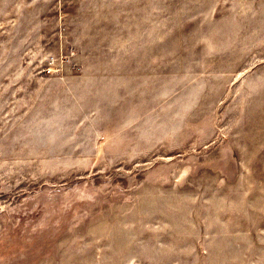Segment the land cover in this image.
I'll return each instance as SVG.
<instances>
[{"label":"rangeland","instance_id":"rangeland-1","mask_svg":"<svg viewBox=\"0 0 264 264\" xmlns=\"http://www.w3.org/2000/svg\"><path fill=\"white\" fill-rule=\"evenodd\" d=\"M0 264H264V0H0Z\"/></svg>","mask_w":264,"mask_h":264}]
</instances>
